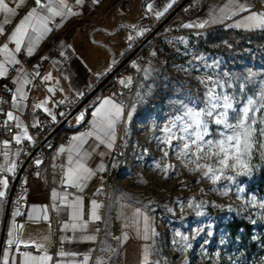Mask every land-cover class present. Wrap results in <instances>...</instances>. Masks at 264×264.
I'll return each mask as SVG.
<instances>
[{
	"label": "rangeland",
	"instance_id": "obj_1",
	"mask_svg": "<svg viewBox=\"0 0 264 264\" xmlns=\"http://www.w3.org/2000/svg\"><path fill=\"white\" fill-rule=\"evenodd\" d=\"M118 1L126 10L116 7L106 20L125 21L128 30L112 25L107 33L80 43L85 51H78L80 47L72 42L94 74L112 68V61H118L124 50L144 38L166 15L149 23L148 0H132L134 11L128 10L125 0ZM205 7L203 16L208 20L224 14L222 9ZM181 13L194 14L182 8L145 43V53L128 61V71L122 75L126 102L118 126L126 137V154L110 187L153 215V264H264V134L260 131L264 129V45L249 41L250 47L240 51L225 40L213 42L221 33L209 35V30L197 31L203 30L200 27L185 28L181 18L174 22ZM253 14L242 12L235 18L232 12L227 18L231 16L232 28L251 31L236 25ZM128 35L132 38L127 39ZM209 93L220 97L221 104L222 97L230 98L228 123L235 124L243 108L252 109V147L242 157L248 171L231 166L236 152L234 141L228 142L226 137L234 132L215 123L223 108H217L211 117L202 116L204 127L183 131L191 123L185 115L189 109H210ZM82 95L75 93L77 98ZM95 95L90 99L92 105ZM250 99L255 103L249 105ZM196 132L202 139L193 144ZM220 141H225L227 168L219 163L224 157ZM208 167L213 171L205 175ZM214 175L219 179L214 181ZM240 219L251 225L248 235L228 228L230 222Z\"/></svg>",
	"mask_w": 264,
	"mask_h": 264
},
{
	"label": "crops",
	"instance_id": "obj_2",
	"mask_svg": "<svg viewBox=\"0 0 264 264\" xmlns=\"http://www.w3.org/2000/svg\"><path fill=\"white\" fill-rule=\"evenodd\" d=\"M26 1L21 3V0H5V3L14 10V14L0 11L2 22L7 19L9 23H13V27L7 36V40L10 42H12L9 39L12 32L20 20L27 15V13L21 14ZM178 1L148 0L149 3L145 7L149 9L148 6H152L151 11L148 10V15L146 14L149 19L148 22L150 23L152 19L157 17V12L163 13V15L167 14ZM65 2L68 8L72 7L69 0H65ZM252 2L253 0H211L207 4L208 8L212 6L224 11V14L217 20L216 18L208 20L203 16L204 10H206V7H203L199 14L192 17L181 13L182 15H178L174 22L181 18L183 21H179L180 24L191 29L199 28L197 25L200 24H204V27H200L203 30H210L219 26L231 27V16L227 18L229 14L234 12L236 15H242V12H254L249 10ZM260 2L264 4V0H260ZM49 3L54 9L61 10L57 1L48 2L46 5ZM99 4L104 15L99 22H95L91 16ZM77 5L79 10L75 12L76 15H69L67 8H64V16H52L47 11L37 8L40 15L48 17L46 21L48 29L57 18H62V21L59 24V32L54 38L53 47L46 51L39 60L37 66L39 83L33 91L30 93L25 91L26 74L24 72L7 75L5 71V74L0 76V83L8 85L9 91H6V94L9 97L11 107L18 110L30 121L34 120L33 113L35 110L45 111L47 109L48 111L55 104H59L65 99L76 97L75 93H84L101 74L92 73L82 62L73 48V41H76L77 47L81 48L78 51L82 49L85 51L80 43L88 42L95 35L107 33L108 28L112 25L116 27L121 25L125 30H128V26L123 25L126 24L125 21L108 23L106 20L108 14L116 7H122L126 10L118 0H98V2L96 0H82V3ZM169 5L171 7H168ZM186 25H191V27ZM36 27L38 30L35 32L31 28L29 29L28 35L24 37L21 44L20 52L25 55L33 56L37 51H43L49 46L46 44L49 31H44L39 24H36ZM260 29L264 28L253 30ZM129 37L132 38V35H128L127 39ZM4 44L0 43V48ZM29 48L33 50L31 55H29ZM88 48L90 47L88 46ZM9 52L15 60L14 54L10 50ZM54 53L66 55V61L60 63L54 58ZM0 55V64H4L6 70V67L13 62H7L4 53L0 52ZM49 76L50 79H44ZM18 89L22 90L23 99H21ZM1 92L4 91L1 90ZM105 99H111L120 105L101 91L96 97V103L91 106L89 111V118L92 120L90 132L86 134L75 133L71 144L59 151L65 183L67 185H79L77 187L82 192L81 195L72 200L68 199L65 191L56 187L45 188L25 173L20 178L23 189L20 198L12 195L8 204L12 180L18 170L19 160L23 153L18 149L0 151V169L4 174L3 181H7V187L5 188L3 184L0 189L5 193L3 197H0V234L3 229L0 264H3L5 253H7L8 264H24L25 253L51 258L49 254L52 229L50 210L60 221V227L71 231V238L65 241L64 255H61L55 264H153L155 241L153 215L142 205L114 192L110 187L111 184L103 175L106 156L112 146L120 122L119 118L110 131L101 130L98 126L97 110L102 107L110 108V106L103 105ZM41 104H43L42 107H37ZM13 166V171H7ZM84 169L87 171L85 172ZM75 170H79L80 178L69 182L68 174ZM49 180L52 184H57L54 177H50ZM44 182L45 180L42 181V183ZM23 201L29 204L28 220L20 223L17 205ZM93 202L98 207H94ZM74 204L76 205L75 209L72 207ZM93 211L100 217L98 220L93 219ZM77 212L79 218L73 219L74 213ZM146 224L147 228L145 227ZM73 225L76 227L73 228ZM9 240H14L15 243L9 245ZM33 246H37L38 250H32ZM79 254L83 255L82 259L78 258ZM46 264H51V259Z\"/></svg>",
	"mask_w": 264,
	"mask_h": 264
},
{
	"label": "built area",
	"instance_id": "obj_3",
	"mask_svg": "<svg viewBox=\"0 0 264 264\" xmlns=\"http://www.w3.org/2000/svg\"><path fill=\"white\" fill-rule=\"evenodd\" d=\"M57 0H42L43 4L53 2ZM211 0H188L184 8L190 12L196 13L205 7ZM125 5L128 10L134 11L132 0H125ZM72 4L73 12L79 10V6L75 0H69ZM101 5H98L95 13L91 18L95 22H99L104 15ZM39 8L35 4V0H27L24 9L21 14H26L31 11L32 8ZM68 8V7H67ZM250 11L255 13H264V4H261L260 0H253ZM241 14L236 15L235 18L240 17ZM62 18H57L50 24L49 35L46 39V44L49 46L43 51H37L35 55L28 56L22 52L15 51V44L7 40V36L13 27V23L2 22L0 17V26H3L4 32L0 34V43L8 44L9 50L14 54L15 62L6 67V74L10 75L16 72H24L26 74L25 91L30 93L35 89L39 83L37 66L39 60L44 56L45 52L53 47L55 42L54 38L59 32V24ZM203 32L204 30H197ZM1 57V55H0ZM54 58L60 63H64L67 59L66 55L54 53ZM126 81L121 86L117 83L112 87L104 89L103 94L109 98L116 100L121 106L125 105L126 98ZM0 151L3 149L8 150H21L22 157L19 160V166L25 160V158L35 150L34 154L29 159L25 166L23 174L27 173L36 183L42 185L45 188L56 187L59 190L65 191L69 200L74 199L76 196L81 195L82 192L79 187L74 185H67L65 183V176L61 166V158L59 151L62 148L68 147L75 133H89L92 128V120L85 115L81 109L75 113H70L79 103L80 98L70 97L55 104L48 111H42L37 109L33 113L34 120L30 121L22 115L18 110L14 109L10 105L9 97L6 91H9L6 83H0ZM11 112L16 119L9 120L8 113ZM83 116L82 119H78ZM55 117V119H53ZM65 119V123L49 138L47 135L56 127V125ZM17 124L20 127H17ZM26 130V136H25ZM21 137L20 143L15 140L16 136ZM30 138V139H29ZM126 154V137L122 132L120 126H117L116 135L112 146L106 156V165L103 171L104 177L109 183L114 176L118 175L123 166V161ZM3 171L0 169V181H3ZM50 177H54L57 180V184L50 182ZM45 180L44 183L42 181ZM3 183H0V189ZM19 213V222L24 223L28 220L29 204L26 201L20 202L17 205ZM50 222L51 240L49 245V254L51 256V264H55L59 261L61 253L65 250V241L71 238V231L64 230L60 227V221L55 217L50 210ZM32 250H38L37 246H33ZM83 255L79 254L78 258L82 259Z\"/></svg>",
	"mask_w": 264,
	"mask_h": 264
},
{
	"label": "snow or ice",
	"instance_id": "obj_4",
	"mask_svg": "<svg viewBox=\"0 0 264 264\" xmlns=\"http://www.w3.org/2000/svg\"><path fill=\"white\" fill-rule=\"evenodd\" d=\"M23 2L24 0H21V3ZM75 2L79 4V3H82V0H75ZM96 2H98V0H96ZM57 3L59 4L61 8V10L59 11L51 7V3H49L48 5H45L42 3V0H35V4L42 11H47L52 16H64L65 13L63 9L67 8V4L65 0H57ZM151 7H152L151 5L148 6L149 11H151ZM168 7H171V5H169ZM0 11L9 13V14H14V10L10 8L7 3H5V0H0ZM165 11H167V9H165ZM67 13L69 15L77 14L73 12L71 8H67ZM156 15L159 18V16L163 15V13L157 12ZM47 19H48L47 16L40 15L39 12L37 11V8L34 7L31 9V11L27 13V15H25L20 20L19 24L16 26L15 30L12 32L11 36L9 37V39L12 42H14L16 45L15 47L16 52H19L21 50V44L24 40V37L28 35L29 29L31 28L33 32L38 30L36 27V24H39L41 28H43L44 31H51V29H48L46 26ZM7 23H9V21L6 19L5 24ZM186 26L191 27V25H186ZM197 26L204 27V24H200ZM236 27H246L249 30L255 29V28H264V14L257 13V14L250 15L244 24H237ZM3 32H4L3 26H0V34H3ZM138 34H141V33H138ZM129 39H131V37H129ZM32 51H33L32 48H29V55L32 54ZM0 52L6 55L7 62H15L11 56V53L9 52L8 44H4L3 47L0 48ZM5 71L6 70H5L4 64H0V76L4 75ZM50 78L51 77L49 76V77H45L44 79H50ZM17 91L20 92L21 99H23L24 95H23L22 90L18 89ZM49 91H52V89H49ZM261 98L264 99V96H262ZM220 100H221L220 97L213 96L211 95V93H209V104L211 106L209 110L192 111L191 109H189L185 113V115L188 116L191 123H186L183 127V131L187 132L188 129L192 128L193 126H195L196 129H200L204 127L205 124H204V121L202 120V116L206 115V116L211 117L213 116V113L217 108H223L224 111L218 112L216 114L217 118L215 119V123L217 125L223 124L226 128L232 129L234 132V135H228L226 137V141L228 142L234 141L233 147L235 148V152H236V155L234 156L235 163L231 166L248 171L249 165L242 157L252 147L250 140L252 138L253 133L255 132V129L250 126L252 123H254V121L249 120V112L252 109L248 107L243 108L242 114L238 116L236 123L235 124L228 123V111L227 110L232 108V103L228 96L222 97V100H223L222 104L220 103ZM248 103L249 105H252L255 103V101L250 99ZM103 105L110 106V108L105 109L102 107L101 109L97 110L96 115L98 117V126L101 128V130L107 129L110 131L114 128L116 121L120 118V115L122 113V106L116 104L111 99H105L103 101ZM42 106L43 104L37 105V107H42ZM261 106L264 107V105H261ZM45 111H47V109H45ZM7 115H8L9 120L16 119L15 117H13V114L11 112H9ZM82 118L83 116L79 117L78 119H82ZM53 119H55V117H53ZM17 127H20V125L17 124ZM260 131L262 134H264V129H261ZM25 136H26V130H25ZM195 136H196V139L192 141L193 144H195L197 140L202 139V135L200 132H196ZM15 140L17 143H20L21 137L18 135L15 137ZM224 143L225 141L219 142V150L220 152L224 153V157L219 161V163L223 165L225 168H227L229 167V164L227 163L229 157L227 154V150L224 147ZM242 145H243V151L241 150ZM188 147L189 145L186 143L184 145V148L188 149ZM165 155H167V153H165ZM13 168L14 166L12 168H8L7 171H13ZM84 171L86 172L87 169H84ZM212 171L213 169L211 167H208V171L205 172V175H208V173ZM79 178H80L79 170H75L74 172H70L68 174L69 182H73L74 180H78ZM216 179H219V177L214 175L213 180L215 181ZM0 183H3L5 188L7 187L6 180L0 181ZM74 186H79V185H74ZM4 194L5 193L3 191H0V197H3ZM53 195L55 196V193H53ZM93 203H94V207H98V206H95V202ZM72 207L75 209L76 205L74 204L72 205ZM92 216H93V219L98 220L100 218L99 216L95 214V211H93ZM78 218H79L78 212L74 213L73 219H78ZM65 227H67V225H65ZM72 227L75 228L76 225H73ZM145 227L147 228V224L145 225ZM13 243H15L14 240L8 241L9 245H12ZM4 255H5V259L3 261V264H8L7 253H5ZM24 255H25L24 264H46V262L51 259L50 257H47V256H32L31 254H28V253H25ZM61 255H64V253H61Z\"/></svg>",
	"mask_w": 264,
	"mask_h": 264
},
{
	"label": "trees",
	"instance_id": "obj_5",
	"mask_svg": "<svg viewBox=\"0 0 264 264\" xmlns=\"http://www.w3.org/2000/svg\"><path fill=\"white\" fill-rule=\"evenodd\" d=\"M180 1V0H179ZM178 1V2H179ZM177 2V3H178ZM176 3V4H177ZM175 4V5H176ZM174 5V6H175ZM200 11L194 13L192 16L199 14ZM191 16V17H192ZM122 26H118L117 28H120ZM221 35L216 38H213V42H222L223 40L227 41L229 43V45H232L235 49H238L240 51H242L245 48L250 47L249 45V41H254L256 43H258L259 45H264V29H260V30H251V31H244L241 29H236V28H232V27H225V26H219L213 29H210L208 31L209 35L212 34H220ZM143 37H140L135 45L127 50H124V52L122 53V55L120 56L119 59L125 57L141 40ZM144 45H142L139 50L132 56L133 58L145 53L146 51V47H144ZM110 71V70H109ZM106 71L105 73H101L97 76L96 82L94 84H92L82 95V97H80V100L82 98H84L88 92L109 72ZM128 71V62L125 63L124 67L121 69V75H123L124 73H126ZM116 78H117V74L112 76L110 79H108L105 84L102 86L101 91H103L105 88L107 87H111L115 82H116ZM100 79V80H99ZM99 92V93H100ZM97 93L95 95V97L98 96ZM92 106V102L91 100L87 103V110L85 112V115L88 117L89 116V111L91 109ZM262 184H264V181H262ZM23 192V189L21 187V183L20 180L18 181L15 189H14V193L13 195H16L17 198H20V194ZM228 228L233 232V230H241L242 233L244 235H248V233L251 230V225L244 220H235L233 222L229 223Z\"/></svg>",
	"mask_w": 264,
	"mask_h": 264
},
{
	"label": "water",
	"instance_id": "obj_6",
	"mask_svg": "<svg viewBox=\"0 0 264 264\" xmlns=\"http://www.w3.org/2000/svg\"><path fill=\"white\" fill-rule=\"evenodd\" d=\"M188 0H180L162 19L161 21L144 37L142 40L120 61L117 63L112 61V65L114 66L89 92L88 94L82 98L79 103L76 105V107L73 109V111L70 113L73 114L79 109H81L83 112H86L87 110V103L90 101V99L97 93L100 92L102 86L105 84V82L110 79L112 76H114L121 67L128 62L132 56L139 50V48L148 42V40L153 37L170 19H172L173 16H175L182 8H184L185 4ZM124 76L121 74L117 76L116 82L119 86H121L124 82ZM65 123V119H63L61 122H59L56 127L47 135L46 139L51 137L63 124ZM35 150H33L22 162V164L19 166L11 184V188L8 195V204L11 201L12 195L14 193V189L20 180V178L23 175L24 169L26 164L28 163L31 156L34 154ZM3 241V229L0 234V246Z\"/></svg>",
	"mask_w": 264,
	"mask_h": 264
},
{
	"label": "flooded vegetation",
	"instance_id": "obj_7",
	"mask_svg": "<svg viewBox=\"0 0 264 264\" xmlns=\"http://www.w3.org/2000/svg\"><path fill=\"white\" fill-rule=\"evenodd\" d=\"M123 58H124V57H123ZM123 58L119 59V60L117 61V63L120 62ZM124 65H125V64H124ZM124 65L121 67V69L124 67ZM113 67H114V66H112V68H113ZM112 68H111V69H112ZM121 69L116 73L117 76L120 75V73H121ZM116 74H115V75H116ZM99 80H100V79H99Z\"/></svg>",
	"mask_w": 264,
	"mask_h": 264
}]
</instances>
